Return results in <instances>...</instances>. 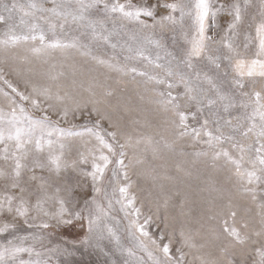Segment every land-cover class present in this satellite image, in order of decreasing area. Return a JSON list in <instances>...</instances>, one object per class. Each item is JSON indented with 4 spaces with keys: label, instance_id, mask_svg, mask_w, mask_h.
Returning a JSON list of instances; mask_svg holds the SVG:
<instances>
[{
    "label": "snow or ice",
    "instance_id": "6c2138e0",
    "mask_svg": "<svg viewBox=\"0 0 264 264\" xmlns=\"http://www.w3.org/2000/svg\"><path fill=\"white\" fill-rule=\"evenodd\" d=\"M0 28L3 62L41 65L25 91L0 68L11 90L0 108V264H73L80 247L105 264H264V0H0ZM101 46L108 58L94 54ZM75 55L142 85L138 105L158 119ZM145 165L158 187L148 215L130 193L129 170ZM201 165L218 175L201 181L209 195L197 203L188 181ZM236 194L258 219H238ZM153 215L164 225L155 234ZM76 227L78 240L45 243Z\"/></svg>",
    "mask_w": 264,
    "mask_h": 264
},
{
    "label": "rangeland",
    "instance_id": "374dc122",
    "mask_svg": "<svg viewBox=\"0 0 264 264\" xmlns=\"http://www.w3.org/2000/svg\"><path fill=\"white\" fill-rule=\"evenodd\" d=\"M121 2H125V0H121ZM132 3L138 4L143 2V0H131ZM149 3L154 2V0H148ZM168 2H172V0H168ZM255 11V10H253ZM226 18H221L220 23L223 25L224 21ZM190 21L186 20L185 21V26L187 27L190 25ZM0 31H2V28H0ZM77 33H73V35H76ZM166 43L168 44L169 48H172V43L170 39H166ZM14 51L21 52L22 49H16ZM94 54L108 58L111 55V49H108L106 47H98L95 49ZM74 60L77 64H83L86 67L94 68L95 72L94 74L98 75L101 80H106V82L113 87L117 88V98L127 100L130 102L133 108L143 107L144 112L140 113L139 115L143 118H148L152 120L158 119L156 117L153 109L154 105H138V97H137V92L143 93V86L140 84H137L135 82H132L129 77H118L116 73H108L107 70L103 68H98L95 66L92 62L86 61V58L80 57L79 55L74 56ZM71 63V61H69ZM139 66V65H138ZM41 65L37 61H33L31 65L23 64L20 61H13L9 60L7 63L3 62V58L0 57V68L4 69V75L5 78L8 79L13 85L18 87L21 91H25L26 85H25V80L29 78L30 73L28 72L29 68L32 69H38L40 68ZM121 78L125 82L116 85L115 80ZM140 78L138 77L137 80ZM259 87V85H257ZM4 92H11V90L5 85L2 81H0V108H4L7 110L8 106V100L4 96ZM145 95H148L145 93ZM116 102V99H113V103ZM138 113L136 111H133L131 114H129L125 121L123 122L124 124L128 125L127 130L131 132L135 125L131 124V119L136 117ZM86 121V118H82L79 121H76L77 123H83ZM111 130V129H109ZM95 141H93V144ZM77 146L81 148V150H84L85 147H90L91 145H83L80 141H77ZM189 152L192 151L191 148L187 149ZM128 155L129 157L132 156V150H128ZM127 162V161H126ZM175 159L170 158L168 160V166L170 169L173 170L174 174V164H175ZM156 165H159V161L153 162ZM114 167V166H113ZM147 167L145 166H136L135 168H132L129 170V176L130 180L132 183V186L130 188V193L132 195H135L136 197V206L141 207L142 211L145 215L148 214H154L156 209L154 205V199L155 196L158 192V187L156 184L153 183V181L150 178H147L145 175L142 173L144 172V169ZM202 170L204 171V176L201 177V180H197L195 176L192 178V180L188 181L189 183L192 184V190L196 194L195 199L197 200V203H200V197L204 196L207 197L209 193L207 191L201 192L200 190L202 188H205V184L202 183V180L208 179L209 176L212 177H217L218 174L213 173L210 169H204L203 165L200 166ZM162 171V170H161ZM111 172H106V177H110ZM105 185L108 184L107 178L105 179ZM162 183L165 184L166 189H170L171 185L167 181H162ZM83 188L78 190V197L79 198H84L86 197L90 192V180L88 181H83ZM110 191V189H109ZM214 195V194H213ZM234 206L238 212V219L240 217H246V218H255L258 219V217H255L256 211L258 209L255 207V205L251 202L250 198L243 195V194H236L234 196ZM117 209L119 206H116ZM116 218L120 221V224L117 226L120 230V234L122 236H126V233H124V228L127 224V221L123 218V213L116 212L115 213ZM163 215V212H161V216ZM154 223L150 226V231L155 234L157 233L158 229L156 227L157 224L160 225V228H163L164 225L161 221L156 220L155 215H153ZM170 230V229H169ZM82 234L81 229L78 227L76 228H67V229H61L59 231L54 232L52 235L47 236L45 243L47 244L49 241H51V244L49 246H55L57 244L63 245L65 241H74L78 240ZM3 240V237H0V241ZM127 243V240L124 241ZM140 255H143V253H140ZM25 259L28 257L25 255ZM70 260H72L73 264H105V257L102 256L98 251L93 250V249H87L85 250L83 247H80L77 251L75 256L69 257ZM147 259V257H145ZM63 260V258H61Z\"/></svg>",
    "mask_w": 264,
    "mask_h": 264
}]
</instances>
